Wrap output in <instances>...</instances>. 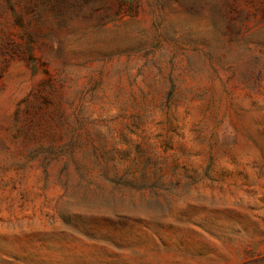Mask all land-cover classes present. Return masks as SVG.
Listing matches in <instances>:
<instances>
[{
    "label": "rangeland",
    "instance_id": "rangeland-1",
    "mask_svg": "<svg viewBox=\"0 0 264 264\" xmlns=\"http://www.w3.org/2000/svg\"><path fill=\"white\" fill-rule=\"evenodd\" d=\"M0 264H264V0H0Z\"/></svg>",
    "mask_w": 264,
    "mask_h": 264
}]
</instances>
